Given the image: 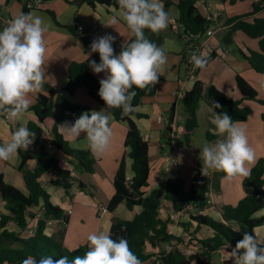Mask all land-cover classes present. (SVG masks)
<instances>
[{"label": "crops", "instance_id": "1", "mask_svg": "<svg viewBox=\"0 0 264 264\" xmlns=\"http://www.w3.org/2000/svg\"><path fill=\"white\" fill-rule=\"evenodd\" d=\"M31 1L33 0H0V30L3 29L2 21L26 12L44 18L51 25L45 34L47 45L44 64L45 84L41 91L30 94L29 109L35 106L39 96L60 93L71 105L86 107L90 112L103 110L104 108L88 95L85 88L77 89L72 94L67 93L65 88L69 82L70 65L82 64L89 58L85 52L86 40L93 41L97 37L111 35L114 37L112 46L114 50H118L126 41L133 38L124 21L119 18V8L100 5L96 0H91V3L82 0H43V4L28 10ZM115 1L117 2V0ZM194 1L195 7L201 15L202 12L198 8L200 4H204L209 12L219 14L221 29H218L213 37L204 39L209 48L201 51V53H207L208 57L214 52L218 57L199 74L195 73V81L189 79L194 70L188 63L190 58L187 50L188 42L178 24L177 6L180 0H163L165 11L170 17L167 29L160 32L163 37L162 47L167 52L168 63L163 76L160 77L161 82L157 85L156 95L144 99L142 105L135 109V113L139 117H133L142 138L149 145L150 179L149 187L144 191L145 197H149L152 191L162 188L167 181L174 179H180L188 190L196 170L202 168L201 160L194 152V136L191 138L190 144L187 145L179 134V129L185 125L188 118L182 99L186 93L193 89L196 82H201L204 85V99L199 103L197 109L198 124L199 127L203 125L207 127V137L210 135V143H214L221 137L214 135L215 126L211 123L213 112H216L208 102L207 91L209 88L215 87L228 99L239 101L241 95L236 87L237 75L243 77L252 87L255 84L264 87V77L255 72L242 55L240 57L234 55L231 45L226 46L223 42L230 30V27L225 26L227 20L252 14L256 4H261L263 10L254 18H264V0H261L260 3H257L256 0H237L235 4L222 3L217 0L210 3H208L209 0ZM113 18H116L117 22L111 25L110 21ZM80 26L84 28L83 32L78 31ZM232 40L244 51L259 52V41L250 39L241 32L234 33ZM92 73L99 81L104 78V73L95 74L93 70ZM174 105L175 117L168 124L166 122L171 121V110ZM159 117H163L165 122L159 123ZM247 122H250L249 119L244 123L245 126L246 124L248 126ZM20 123H26L29 128L31 124H38V118L32 110H28L21 121L8 120L6 117L0 116V144H6L10 140L12 132ZM55 124L54 118H48L40 126L43 135L38 144L33 142L26 151L20 150L19 156L10 160H0V176L3 177L5 183L26 193L23 175L18 170L22 158L28 159L25 169L29 170L35 168V158L41 147L46 150L48 156L57 159L61 168L71 173L73 182L72 188L65 191L51 185L55 179L52 173H47L40 179L42 187L50 196V202L53 206L61 209L65 217L60 220H47V223L53 222V224L47 225L46 223L45 234L63 243L69 250L75 251L87 247L89 234L107 230L112 235L114 225L119 221H132L142 212V208L129 209L126 204H121L113 212L102 213V209H108L111 199L116 194L114 181L122 162L126 165V176H134L133 161L129 156L130 150L124 146L128 132L127 123L117 122L111 115L112 144L102 156L93 155L95 171L92 174L87 173L75 160L68 158L52 145V131ZM60 126L56 128L71 149L91 152L83 134L80 138L72 139L62 132ZM258 129L264 131V126L260 124ZM177 140L181 142L180 146L177 144ZM185 149L189 151L190 156L185 153ZM261 159H264V155L258 154L255 162L248 165L249 173ZM209 173L212 174L214 183L212 193L214 205L203 212L195 208L188 215L178 218L176 222L170 221L169 233L171 235L183 238L186 234H190L193 240L198 241L213 238V230L205 226L200 227L191 220V217L203 215L216 222H222V209L225 206H236L253 191L244 186L246 177H240L236 182H232L224 178L219 179L220 175H224L222 172L209 171ZM260 205L261 210L255 215L256 218L264 217V198L260 200ZM3 207L4 205L0 201V211L5 213ZM197 211L198 213H196ZM31 213L35 218L29 222L25 231H21L13 223L9 224L7 229L19 234L22 238L27 239L34 236L40 220L45 218L43 203L31 210ZM174 214L172 206L163 202L160 209L161 220H170V216ZM254 231L259 238L264 239V226L258 227ZM261 246L264 247V245ZM164 247L166 249L167 245ZM189 247L193 254L200 252L201 249L197 242H192ZM215 254L221 255L222 264L227 260V254L224 251H218ZM229 261L233 263L232 259Z\"/></svg>", "mask_w": 264, "mask_h": 264}, {"label": "trees", "instance_id": "2", "mask_svg": "<svg viewBox=\"0 0 264 264\" xmlns=\"http://www.w3.org/2000/svg\"><path fill=\"white\" fill-rule=\"evenodd\" d=\"M82 1L91 3V0ZM96 1L100 5L119 8L115 0ZM217 1L235 4L237 0ZM177 8L179 11L178 24L185 28V33L188 36H204L207 33L212 23L199 13L194 0H180ZM262 10L261 4H256L252 14L227 20L225 26L230 27V30L223 42L226 46L233 44L232 36L237 32L243 33L250 39L258 40L259 52L247 50L241 52V55L255 72L264 77V18H254ZM145 34L162 47L161 33L152 34L145 30ZM91 43V40L85 42V52L88 55L90 53L87 61L82 64L70 65L69 82L65 91L72 94L77 89L85 88L88 95L105 109V102L98 95L99 80L93 75L90 67L91 61L94 60L97 63L100 61L99 54L91 52ZM120 51L121 49L114 50V54H119ZM217 57L218 55L212 52L206 67ZM204 69L198 68L196 73L199 74ZM159 82H161V78H159ZM158 83L150 90L133 89L137 94L132 101L133 111L127 115H122L121 109L110 110L117 122H124L128 125L124 146L130 150L129 156L133 161L134 176L132 184L128 185L126 165L122 162L114 181L116 194L111 199L107 210L113 212L121 204H126L129 209L142 208V212L132 221H119L114 225L111 237L113 239L125 238L131 250L143 264L150 262L153 258H155L153 264H212V255L224 250L231 252L236 243L243 238L245 232L254 235L253 231L256 228L264 226V217H255L261 210L260 200L264 198V159L258 161L244 180V186L251 188L252 193L236 206H225L222 209V222H216L203 215L191 217V220L200 227L205 226L213 230L214 237L205 241L192 238V242H197L201 249L196 254L186 256L179 247L184 244L183 238L175 237L169 233L170 220H161L160 209L163 202H167L175 213H181L189 207L203 212L210 207L206 198V194L210 191V183L202 178L201 170H196L188 190L180 179H174L167 181L162 188L152 191L149 197H145L144 191L149 187L150 179L149 145L142 138L133 117H139L135 113V109L142 105L144 99L156 95ZM236 87L241 95L239 101L230 100L220 90L211 87L207 91L208 102L217 114L227 113L234 121L245 123L251 115V110L243 107V103L257 102L264 106V100L259 98L257 91L240 75L236 76ZM203 99L204 85L201 82H196L193 89L186 93L182 99L188 118L185 125L179 129V134L187 145L190 144L191 138L198 129L197 109ZM215 104H219L220 107L216 108ZM28 110L34 111L38 118V124L29 126V129L35 133L34 143L38 144L42 138L43 130L40 126L48 118H54L56 124L52 131V145L68 158L75 160L87 173H94L95 158L93 154L89 151L71 149L56 128L65 122L74 123L84 112L91 113L88 108L71 105L60 93H52L50 96H39L35 106ZM170 117L172 122L175 117V105L172 107ZM208 139L211 140L210 135ZM35 160L36 166L33 170L25 169V165L28 163L26 158H22V163L18 168L23 175L26 193L5 183L3 177L0 176V201L4 205L3 211L5 212L0 211V264H21V261L29 256L35 257L37 260L45 256H52L54 259L67 256L71 260L77 255L83 256L88 251V247L71 251L63 243L45 234L47 220H60L65 217L63 211L50 202V196L42 187L40 179L50 172L55 176L51 185L69 191L72 188L73 178L70 172L60 167L57 159L48 156L43 147L40 148ZM212 187L214 188V183H212ZM41 203L44 205L45 218L40 220L34 236L27 239L22 238L19 234L7 229L9 224L13 223L21 231H25L29 222L35 218L31 210L39 207ZM234 229H240V231L237 232ZM163 245L173 246V250L167 252L164 249L158 254L152 252ZM223 264L233 263L225 260Z\"/></svg>", "mask_w": 264, "mask_h": 264}, {"label": "clouds", "instance_id": "3", "mask_svg": "<svg viewBox=\"0 0 264 264\" xmlns=\"http://www.w3.org/2000/svg\"><path fill=\"white\" fill-rule=\"evenodd\" d=\"M119 18L126 24L134 39L121 46L114 54V37L104 35L93 39L90 48L98 53L100 61L90 62L95 74L104 73L99 81V97L105 109L82 113L74 123L60 126L63 133L72 139H87L94 156H102L111 147V109H121L122 115L133 111L132 101L136 96L133 89H151L163 76L168 56L166 50L150 40L145 30L159 34L166 30L170 21L163 0H117ZM116 18L110 21L116 24ZM51 25L44 18L31 12L13 17L0 30V116L8 120L21 121L31 105L30 94L42 90L45 84V57L47 45L45 34ZM90 55V53H89ZM190 62L204 69L209 62L207 53H193ZM219 108V104H215ZM107 109V111H106ZM211 123L214 135L221 137L214 143H206L199 152L201 172H222L224 179L231 181L249 176L248 165L256 160L255 149L249 144L246 126L234 121L227 113L213 112ZM35 133L26 123H20L6 144H0V160L19 156L33 143ZM240 231V229H234ZM247 232L231 252H226L233 264H264V239ZM88 251L71 260L67 256L54 259L45 256L37 260L29 256L21 264H143L131 250L125 238L113 239L110 232L102 230L87 236Z\"/></svg>", "mask_w": 264, "mask_h": 264}, {"label": "built area", "instance_id": "4", "mask_svg": "<svg viewBox=\"0 0 264 264\" xmlns=\"http://www.w3.org/2000/svg\"><path fill=\"white\" fill-rule=\"evenodd\" d=\"M261 0H256L257 3H260ZM41 4H43V0H33L30 2L29 6H28V10H32L34 9L35 7L37 6H40ZM198 8L200 9V11L202 12V16L209 22H211V26L210 28L208 29L207 33L202 36V35H198V36H188L186 33H185V28L180 25V29L183 31L184 33V37L186 38L187 40V50H188V54L191 58V55L195 52L197 54L201 53V51L203 49H208V45L206 44V41H204L205 38H211L213 37L216 32L218 31V29H221V26H219V14L217 13H213L212 11L209 12L208 11V8L204 5V4H200L198 6ZM11 19H8V20H4L2 21V27L4 28L8 22L10 21ZM95 29H97V26H95ZM84 28L82 26L78 27V31L79 32H83ZM190 58L188 60V63L191 67H193V74L190 75L189 79L191 81H195V73L197 72L198 68L195 67L191 62H190ZM158 122L159 123H164L165 120L163 117H159L158 118ZM170 120H168L166 123L170 124ZM50 173V172H48ZM201 176L203 179H205V181H207L208 183H210V191L206 194V198L208 199V204L211 206L212 205V193H213V187H212V177L211 175L208 173L207 176H204L201 172ZM132 181H133V176H127L126 177V182L128 185H131L132 184ZM190 210H193V207H189L188 209L184 210L183 212L181 213H175L174 215L170 216V221L172 222H176L178 218H180L181 216H186L188 215L189 211ZM108 210L107 209H102V213H107ZM63 222H65L63 220ZM53 222H49L47 223V225H52ZM183 241H184V244H181L179 247L180 249H182V252L186 255V256H191L193 255V252L191 251L190 249V243L192 242V237L189 235V234H186L184 237H183ZM167 252H170L173 250V246H170V245H167L166 249H165ZM226 259L227 260H230L228 259V256H226Z\"/></svg>", "mask_w": 264, "mask_h": 264}, {"label": "rangeland", "instance_id": "5", "mask_svg": "<svg viewBox=\"0 0 264 264\" xmlns=\"http://www.w3.org/2000/svg\"><path fill=\"white\" fill-rule=\"evenodd\" d=\"M210 2H213V0L208 1V3H210ZM179 27H180V25H179ZM231 49L233 50V54L236 55L237 57L241 56V52H245L244 49H242L241 47H239V45H236L234 43L231 44ZM253 73H255V72H253ZM253 88L259 94V98L261 100H264V87H261V86L255 84ZM243 107L249 108L251 110V115L249 118L250 122H247V123H249L248 126L246 124V131H247L249 144L255 149L256 157L258 154L264 155V131H259V129H258L260 124H262V126H264V106L257 103V102H248V103L246 102L245 104L243 103ZM207 134H208L207 127L205 125L199 127V124H198V129L195 131V135H194V139H193V145L195 148L194 152L198 156V159H199L200 149L206 143H210L209 139L207 137ZM177 144L181 145V142H179V140H177ZM185 153L190 156V153L187 149H185ZM200 164L202 166V163H200ZM210 175L212 176V174H210ZM223 177H224V175H220L219 179H221V178L223 179ZM239 179H240V177L235 178L231 181L236 182ZM212 205H214V201H213ZM192 211H194V210H190L189 213H191ZM196 213H198V211ZM164 249H165V247L163 245L157 249L152 250V252L154 254H158L161 251H163ZM212 260L214 262L213 264H222L220 254L219 255L218 254L212 255ZM154 261H155V258H153L150 262H148L146 264H153Z\"/></svg>", "mask_w": 264, "mask_h": 264}]
</instances>
